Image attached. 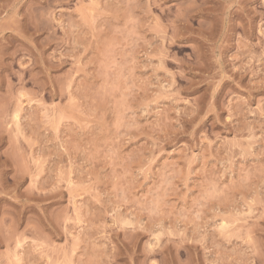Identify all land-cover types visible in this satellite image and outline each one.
I'll return each mask as SVG.
<instances>
[{
	"label": "rangeland",
	"instance_id": "374dc122",
	"mask_svg": "<svg viewBox=\"0 0 264 264\" xmlns=\"http://www.w3.org/2000/svg\"><path fill=\"white\" fill-rule=\"evenodd\" d=\"M0 264H264V0H0Z\"/></svg>",
	"mask_w": 264,
	"mask_h": 264
}]
</instances>
